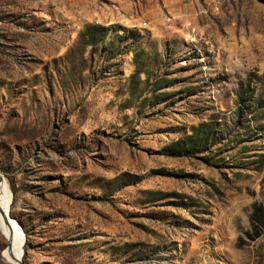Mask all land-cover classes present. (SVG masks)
<instances>
[{"label":"rangeland","instance_id":"obj_1","mask_svg":"<svg viewBox=\"0 0 264 264\" xmlns=\"http://www.w3.org/2000/svg\"><path fill=\"white\" fill-rule=\"evenodd\" d=\"M258 97L264 0H0L21 264H264Z\"/></svg>","mask_w":264,"mask_h":264},{"label":"bare ground","instance_id":"obj_2","mask_svg":"<svg viewBox=\"0 0 264 264\" xmlns=\"http://www.w3.org/2000/svg\"><path fill=\"white\" fill-rule=\"evenodd\" d=\"M4 180H0V230L7 240L3 257L11 264H18L17 260L21 258L24 235L17 224L7 215L11 203V192Z\"/></svg>","mask_w":264,"mask_h":264},{"label":"trees","instance_id":"obj_3","mask_svg":"<svg viewBox=\"0 0 264 264\" xmlns=\"http://www.w3.org/2000/svg\"><path fill=\"white\" fill-rule=\"evenodd\" d=\"M254 110L260 111L264 109V99L262 97H258L255 100V106H253ZM213 128L208 126L207 129L194 128L190 131L188 135H186L185 146L193 147L201 138L200 134L202 133V138L204 140L209 138L212 134ZM250 226L254 232L253 238H257L261 234V230L264 228V211L261 205H256L253 208V212L249 218Z\"/></svg>","mask_w":264,"mask_h":264},{"label":"water","instance_id":"obj_4","mask_svg":"<svg viewBox=\"0 0 264 264\" xmlns=\"http://www.w3.org/2000/svg\"><path fill=\"white\" fill-rule=\"evenodd\" d=\"M0 180H1V181L3 180L1 174H0ZM11 198H12V195H11ZM7 215L9 216V213H8ZM11 220H12V219H11ZM12 221H13V220H12ZM17 263H18V264H21V259H18V260H17Z\"/></svg>","mask_w":264,"mask_h":264}]
</instances>
